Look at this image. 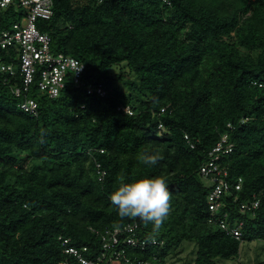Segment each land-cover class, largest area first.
Returning a JSON list of instances; mask_svg holds the SVG:
<instances>
[{
	"label": "trees",
	"instance_id": "16d2710c",
	"mask_svg": "<svg viewBox=\"0 0 264 264\" xmlns=\"http://www.w3.org/2000/svg\"><path fill=\"white\" fill-rule=\"evenodd\" d=\"M17 20L13 8L1 11L0 31ZM38 26L53 52L80 59L86 82L107 93L68 81L51 98L33 85L32 116L0 83V264H60L65 238L94 255L91 228L137 222L152 238L151 224L120 219L110 195L121 182L161 174L170 214L155 236L163 245L144 258L168 264L192 241L193 264H219L244 242L264 241V0H54ZM224 133L234 143L224 163L243 187L220 215L228 212L231 228L242 222L241 238L212 218L200 176ZM153 148L165 159L147 166L140 158ZM254 195L258 208L241 212Z\"/></svg>",
	"mask_w": 264,
	"mask_h": 264
},
{
	"label": "built area",
	"instance_id": "2783aa9c",
	"mask_svg": "<svg viewBox=\"0 0 264 264\" xmlns=\"http://www.w3.org/2000/svg\"><path fill=\"white\" fill-rule=\"evenodd\" d=\"M10 8L17 13L18 20L0 31V83L10 86L13 95L19 100L20 109L32 116L38 115L39 103L31 94L33 85L51 98L59 97L68 81L85 88L89 94L106 95L107 90L102 83L86 82L85 64L80 59L52 51L49 34L38 26L39 19L53 16L54 0H0V12ZM119 109L133 114L128 105H121ZM164 111L165 108H162L161 112ZM233 147L229 134L224 133L200 167V176L209 189L207 197L212 218L225 231L241 238L242 222L231 228L227 222L228 212L220 215L226 206L225 200L231 197L233 202H237L243 187V178L232 179L224 163V156L232 152ZM104 174V171H100V179ZM259 203L260 199L254 195L242 201L239 207L243 213L253 212ZM91 229L99 237L98 252L92 255L91 246L78 247L65 238L63 245L68 257L60 264H157V254L144 258L140 253L152 246L163 245V241L142 236L137 222L119 228Z\"/></svg>",
	"mask_w": 264,
	"mask_h": 264
},
{
	"label": "clouds",
	"instance_id": "9594fccd",
	"mask_svg": "<svg viewBox=\"0 0 264 264\" xmlns=\"http://www.w3.org/2000/svg\"><path fill=\"white\" fill-rule=\"evenodd\" d=\"M140 159L143 164L153 166L165 157L158 148H153L145 151ZM110 200L121 220L139 218L144 224H151L152 238L159 235L170 214L168 180L163 174L121 182Z\"/></svg>",
	"mask_w": 264,
	"mask_h": 264
},
{
	"label": "rangeland",
	"instance_id": "374dc122",
	"mask_svg": "<svg viewBox=\"0 0 264 264\" xmlns=\"http://www.w3.org/2000/svg\"><path fill=\"white\" fill-rule=\"evenodd\" d=\"M196 257L195 243L185 241L177 256H172L168 264H193ZM264 260V241H246L242 244L240 255L234 259H219V264H258Z\"/></svg>",
	"mask_w": 264,
	"mask_h": 264
}]
</instances>
